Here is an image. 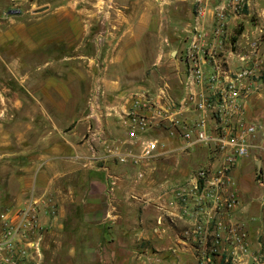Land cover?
<instances>
[{"label":"crops","instance_id":"obj_1","mask_svg":"<svg viewBox=\"0 0 264 264\" xmlns=\"http://www.w3.org/2000/svg\"><path fill=\"white\" fill-rule=\"evenodd\" d=\"M96 1L49 0L48 5L51 10L59 4ZM117 1L123 8L114 19L117 30L104 43L98 61L85 50L91 42V14L62 7L36 15L30 26L13 22L0 27V48L12 43L36 52L47 44L57 52L56 46L62 45L65 54L60 59L53 53L44 64L19 58L13 76L26 96L8 94L6 85L0 92V232L4 221L18 224L19 211L36 204L41 228L35 234L39 249L31 251V264H198L199 243L184 235L190 224L179 219L174 208L166 205L161 210L159 205L166 203V190L173 183L186 181L205 162L206 153L176 154L171 159L178 163L175 169L161 161L157 174L136 185L135 170L105 148L97 146L93 157L85 140L91 125L88 88L97 77L103 82V105L109 114L105 125L113 148L126 139L118 116L130 108L131 93L139 91L146 74L156 81L149 88L154 89L162 72L176 70L198 26L195 6H212L218 0ZM253 11L264 23V0H248V6L230 18L229 41L244 43L248 31L237 34L233 26ZM41 65L47 68L42 78L39 72L21 73L38 71ZM24 117L28 120L23 122ZM40 117L47 122L43 127L37 125ZM247 118L264 122V96L252 101ZM233 177L241 206L223 221L238 235L245 234L247 257L260 251L264 255V135Z\"/></svg>","mask_w":264,"mask_h":264},{"label":"built area","instance_id":"obj_2","mask_svg":"<svg viewBox=\"0 0 264 264\" xmlns=\"http://www.w3.org/2000/svg\"><path fill=\"white\" fill-rule=\"evenodd\" d=\"M247 6L248 0H218L212 6L197 7L198 26L180 53L178 67L171 74H161L154 89L131 93L130 108L118 116L126 139L116 141L113 148L107 138L109 114L103 105L101 80L89 101L91 125L85 140L93 157H97V146L105 148L119 163L135 170L136 185L152 177L159 162L176 154L206 153L205 162L186 181L168 188L166 203L159 205L161 210L166 205L174 208L178 218L190 224L184 235L199 243V264H213L216 258L221 264L252 260L264 264L260 257H247L245 234L238 235L223 221L241 206L233 171L252 156L264 135V122L247 118L252 101L264 96V32L258 30L243 44L229 41L231 16ZM18 215V224H2L0 264H30L31 251L39 249L36 204L27 205Z\"/></svg>","mask_w":264,"mask_h":264},{"label":"rangeland","instance_id":"obj_3","mask_svg":"<svg viewBox=\"0 0 264 264\" xmlns=\"http://www.w3.org/2000/svg\"><path fill=\"white\" fill-rule=\"evenodd\" d=\"M48 1L49 0H13V1L0 0V27L2 28L10 27L13 24V22H21L24 23L25 25L27 24V26H30L32 19L35 18L36 15L43 16L48 12L56 11L62 7H68V11L72 10L73 13H77L78 15L84 16V14L87 15L91 14L92 16L91 17L88 16V18H92L93 20L91 21L88 27L89 30L92 32V36L90 38L91 42H87L86 44L87 46L85 47L86 48L85 50L88 51L89 53H92L96 61H98L100 52L104 48V43L106 42L107 39L112 37L111 35L112 32H115L117 30L116 26H114V23H116L114 19L119 9L121 10L123 9L122 7L118 6L117 4L118 1L97 0L94 5H89L87 3H76L70 6H63L62 4H59L57 6H53L51 10H50V6L48 5ZM45 7L48 8L46 11L41 13H35V11ZM195 8L197 9L196 6ZM10 10H18L19 12L14 15H10L9 14ZM245 13L246 12H244V15H246ZM233 28H235L237 34H240L241 32L246 30L248 31L247 33L249 37H251L253 33L257 34V32H259L258 30H263L264 32V23H261L259 21V17L256 14H254L253 11V14L251 16L248 17L243 16L237 19ZM99 34L102 35V39L100 41H98ZM62 49H63L62 45L56 46L57 52H51L49 45L45 44V46H43L39 51L31 52L25 50L22 45L17 46L16 44H12V43L8 44L3 48H0V92L4 91L6 85V87L8 88L7 90L8 94L17 92L21 97H25L26 96L25 94L27 93L26 90L15 81V77L13 76V73H15V71L12 69L15 66L14 64H16L19 58L21 60H25L28 62H33V63L40 62V64L41 63L44 64L49 58L52 57L53 53H55L56 55L58 54L57 57L59 56V58L61 59L65 55ZM72 51L73 49L70 50V52ZM175 58L176 57H174L173 59ZM74 66H78V65L75 64ZM96 68L100 69L98 65L96 66ZM165 69L163 71H165ZM167 70H169V68ZM33 72H39L42 78V76L47 74V68L41 65L38 71H33L31 69H24L21 71V73H29V74ZM167 72L168 71H166V74L172 73V71L168 73ZM162 73L165 74V72ZM150 75L151 74H146L143 81L139 82L138 88L136 90L144 91L145 89L147 90L150 87L151 88L154 87L156 81ZM97 81H99L98 77L95 78L94 81L95 83L93 84V86H91V88H88V102L90 101L91 94L93 92L94 86L97 83ZM5 82L7 83L5 84ZM23 119H24L23 122L28 120V118L26 117H24ZM42 119L43 118L40 117L38 119L39 121L37 122V125H40L41 127L45 126V124L47 123ZM192 154L195 155L196 151H193ZM182 158L183 157H181L180 160H182ZM166 165L168 167L175 169L178 163L175 160H169L166 162L165 166ZM181 167L182 165L180 166V168ZM160 168H161V164H158V171H156L155 174L159 172ZM187 170H189V168ZM182 182H184V180H181L178 183H182ZM176 184L177 183H173V185ZM255 257H260V259L264 262V255L262 254L261 251L260 254L259 252L258 254H255ZM196 262H198L199 264V261ZM213 264H221V260L219 258H216L213 260ZM249 264H254V261L252 260Z\"/></svg>","mask_w":264,"mask_h":264},{"label":"water","instance_id":"obj_4","mask_svg":"<svg viewBox=\"0 0 264 264\" xmlns=\"http://www.w3.org/2000/svg\"><path fill=\"white\" fill-rule=\"evenodd\" d=\"M47 9H48V8L45 7V8H41V9L35 11V12H36V13H41V12L46 11ZM173 55L175 56V54H173ZM256 165H257V168H258V175L260 176V175H262L261 162H260V161H257V162H256ZM262 185L264 186V183H263Z\"/></svg>","mask_w":264,"mask_h":264},{"label":"trees","instance_id":"obj_5","mask_svg":"<svg viewBox=\"0 0 264 264\" xmlns=\"http://www.w3.org/2000/svg\"><path fill=\"white\" fill-rule=\"evenodd\" d=\"M261 178H260V176H258V180H260Z\"/></svg>","mask_w":264,"mask_h":264}]
</instances>
